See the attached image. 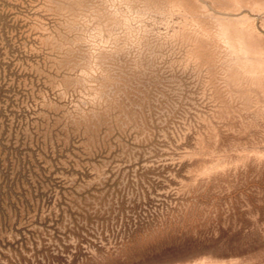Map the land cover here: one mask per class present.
Listing matches in <instances>:
<instances>
[{
	"label": "rangeland",
	"instance_id": "obj_1",
	"mask_svg": "<svg viewBox=\"0 0 264 264\" xmlns=\"http://www.w3.org/2000/svg\"><path fill=\"white\" fill-rule=\"evenodd\" d=\"M0 264H264V0H0Z\"/></svg>",
	"mask_w": 264,
	"mask_h": 264
}]
</instances>
